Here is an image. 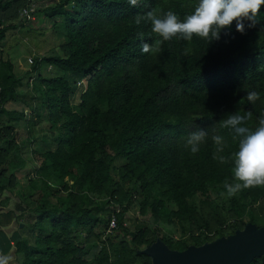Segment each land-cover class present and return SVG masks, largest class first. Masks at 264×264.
I'll list each match as a JSON object with an SVG mask.
<instances>
[{
	"label": "trees",
	"instance_id": "16d2710c",
	"mask_svg": "<svg viewBox=\"0 0 264 264\" xmlns=\"http://www.w3.org/2000/svg\"><path fill=\"white\" fill-rule=\"evenodd\" d=\"M33 2L0 0V44L25 10L32 11L27 20L38 13L55 21L63 42L60 53L33 58L21 76L10 57L0 59V196L14 192L28 164L18 129L25 124L29 139L45 122L52 139L47 149L31 152L38 169L24 197L38 196L28 202L30 224L18 227V238L2 253L13 247L25 264H153L141 252L158 240L182 252L231 237L249 223L264 227L256 213L264 186L228 197L223 185L235 182L234 165L213 159L211 139L223 136L228 146L221 155L230 157L238 140L220 121L251 111L243 126L255 130L264 116V7L260 23L244 34L233 22L211 43L174 38L158 53H143L142 43L160 38L150 23L137 25L136 15L171 10L183 19L198 0H139L136 7L128 0H53L39 11ZM250 91L260 95L254 104L246 99ZM198 128L208 136L192 154L185 144ZM211 193L227 198L220 204ZM135 204L141 216L152 217L153 232L142 223L133 237L126 227ZM117 208L115 240L107 230ZM3 216L4 228L18 215ZM176 224L179 238L161 234L162 226ZM251 264H264V256Z\"/></svg>",
	"mask_w": 264,
	"mask_h": 264
},
{
	"label": "clouds",
	"instance_id": "9594fccd",
	"mask_svg": "<svg viewBox=\"0 0 264 264\" xmlns=\"http://www.w3.org/2000/svg\"><path fill=\"white\" fill-rule=\"evenodd\" d=\"M128 3L136 7L139 0H128ZM262 7L264 0H198L193 12L183 19L171 10L162 14H157L153 10L143 16L136 15L134 20L137 25L142 22L150 23L151 32L160 38L152 45L142 43V52L158 53L163 42L174 38L191 41L196 36L208 43L219 40L221 32L230 29L233 22L236 31L244 34L246 28H254L260 23ZM246 99L254 104L260 99V95L256 91H250ZM252 115L251 111L244 114L237 111L220 121L223 128L230 130L232 140H238V150L232 152L230 157L221 155L228 146L225 138L218 134L211 136L215 146L213 159L219 160L222 164L231 160L234 165L232 172L235 182L229 183L226 180L223 185L228 197H233L245 189L264 186V116L258 118V127L252 130L243 126L252 119ZM207 136L208 132L198 128L189 134L185 147L190 148L192 154H196Z\"/></svg>",
	"mask_w": 264,
	"mask_h": 264
},
{
	"label": "rangeland",
	"instance_id": "374dc122",
	"mask_svg": "<svg viewBox=\"0 0 264 264\" xmlns=\"http://www.w3.org/2000/svg\"><path fill=\"white\" fill-rule=\"evenodd\" d=\"M52 5L53 0H34L33 10L39 11ZM23 16L24 13L23 15L21 14L20 21H17L18 23H16L18 28L10 30L7 34V39L0 44V59H7L10 57L15 63V73H17L16 75L18 76L23 75L31 69L33 58L60 53V45L63 42L62 29L55 26V21L44 19L38 13L34 14L33 17L28 20L24 18L25 16ZM61 21L63 20L58 19L57 23H60ZM48 72H50V69L47 70V73ZM31 83L32 82H30V84ZM24 90H26V88ZM76 101L78 100L76 99ZM25 127V124H23V126L18 129L16 139L19 143H21L20 146L22 147L24 157L27 159L28 164L26 165L24 172L19 174L18 184L14 192L6 196H0V214H2L0 217L3 219V215H6L9 211H16L18 215L17 218L10 224L11 227H0V236L2 237V241H0V264H25L22 256H16L13 247L8 254H4L2 252L8 250V248L12 245L14 236L18 238V232H20L18 227L24 229L30 224L28 204L31 201L33 202V199L38 196L35 194L33 199L24 197L28 192V180L31 178V173L33 171L35 173L38 169L37 164L32 158L31 152L33 149L34 151L39 148L47 149L48 144L46 142L51 143L52 139L51 133L49 132L48 126L45 122L40 123L37 126L32 138H29L33 139L34 143H31L29 139H26L29 135L24 134L23 130L26 129ZM123 164V160H118L115 166L116 168H120ZM114 176L115 178L118 177V171L114 172ZM226 198L227 196L225 194L220 196L215 193H211V199L220 204L224 203ZM200 199V197L197 198V202ZM136 202L139 203V201ZM18 204H20V208L17 209L16 205ZM137 205L138 204H135V208L126 215V227L134 233V231L139 228L142 223H145L150 226V230L153 232L155 226L153 224L152 217L149 214L144 217L141 216ZM256 213L258 218L264 221V204L258 206ZM102 217L106 218L107 214L102 215ZM32 220L35 221V218H32ZM0 225H2L1 222ZM104 228V226H101L98 228V231L103 232ZM160 231L163 235L170 234L174 235L176 238L180 237L179 227L177 224L171 228L162 226ZM114 234L116 237L113 239L118 240L120 234ZM108 235H105L103 240L108 238ZM151 239H154V234H151ZM101 247L102 246L95 247V253H99L101 251ZM145 249H147V247L142 248V250ZM92 258L94 257H88V259Z\"/></svg>",
	"mask_w": 264,
	"mask_h": 264
},
{
	"label": "water",
	"instance_id": "95a60500",
	"mask_svg": "<svg viewBox=\"0 0 264 264\" xmlns=\"http://www.w3.org/2000/svg\"><path fill=\"white\" fill-rule=\"evenodd\" d=\"M135 237L136 234L132 233ZM141 253L149 255L153 264H251L264 256V227L249 223L243 231L203 246L174 251L158 241Z\"/></svg>",
	"mask_w": 264,
	"mask_h": 264
},
{
	"label": "built area",
	"instance_id": "2783aa9c",
	"mask_svg": "<svg viewBox=\"0 0 264 264\" xmlns=\"http://www.w3.org/2000/svg\"><path fill=\"white\" fill-rule=\"evenodd\" d=\"M32 11L30 10H25L24 11V16H28ZM79 88L82 89V91L84 90V85L83 83L79 84ZM120 212V210L117 208L116 212H114L111 216L110 219V224L107 230V234H112L114 233L117 229H118V218H117V214Z\"/></svg>",
	"mask_w": 264,
	"mask_h": 264
},
{
	"label": "crops",
	"instance_id": "0c3cea01",
	"mask_svg": "<svg viewBox=\"0 0 264 264\" xmlns=\"http://www.w3.org/2000/svg\"><path fill=\"white\" fill-rule=\"evenodd\" d=\"M13 222V221H12ZM0 227H1V225H0ZM8 227H11V225L9 224V226ZM0 241H2V237H0Z\"/></svg>",
	"mask_w": 264,
	"mask_h": 264
}]
</instances>
